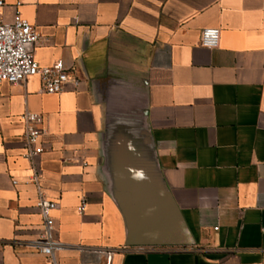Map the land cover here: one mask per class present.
Wrapping results in <instances>:
<instances>
[{"label":"crops","instance_id":"crops-1","mask_svg":"<svg viewBox=\"0 0 264 264\" xmlns=\"http://www.w3.org/2000/svg\"><path fill=\"white\" fill-rule=\"evenodd\" d=\"M2 1L3 22L19 12L36 28L35 61L62 60L79 84L0 83V264H46L30 244L41 218L25 112L43 119L58 264H103L98 250L111 264H264V0ZM205 28L220 30L217 48L200 46ZM119 147L154 171L193 246H126Z\"/></svg>","mask_w":264,"mask_h":264},{"label":"built area","instance_id":"built-area-1","mask_svg":"<svg viewBox=\"0 0 264 264\" xmlns=\"http://www.w3.org/2000/svg\"><path fill=\"white\" fill-rule=\"evenodd\" d=\"M19 4H16L18 6ZM4 6L0 0V8ZM220 30L218 28H205L200 35V46L207 49H215L219 45ZM39 41L36 28L24 19L19 12H15L11 22H3L0 18V83L15 85L23 83L30 78H37L40 84V92L46 95H54L62 92L66 84L72 81L78 86L77 79H71L62 60H56L50 66H40L33 57V49ZM23 124L21 135L22 145L25 150L24 158L32 164L30 182L37 191L35 208L41 218V224L37 229V237L32 241L33 250L43 256L46 264H58L56 253L61 244L55 238L52 212L57 208V203L45 198L40 185L41 171L37 160L44 153L41 144L43 119L41 115L25 112L20 116ZM12 180V185H16ZM85 206V198L81 199L78 207L82 214ZM98 255L103 264H111L115 252L112 250H98ZM84 264V263H80Z\"/></svg>","mask_w":264,"mask_h":264},{"label":"water","instance_id":"water-1","mask_svg":"<svg viewBox=\"0 0 264 264\" xmlns=\"http://www.w3.org/2000/svg\"><path fill=\"white\" fill-rule=\"evenodd\" d=\"M114 199L126 228L127 247H190L195 244L182 216L154 171L123 147L111 156Z\"/></svg>","mask_w":264,"mask_h":264}]
</instances>
